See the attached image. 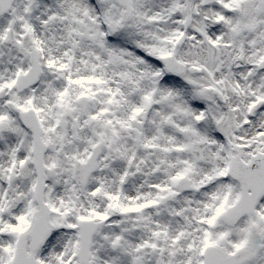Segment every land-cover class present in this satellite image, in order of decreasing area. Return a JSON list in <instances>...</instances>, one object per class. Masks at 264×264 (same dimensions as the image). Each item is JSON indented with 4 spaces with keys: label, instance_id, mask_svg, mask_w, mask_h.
<instances>
[{
    "label": "snow or ice",
    "instance_id": "6c2138e0",
    "mask_svg": "<svg viewBox=\"0 0 264 264\" xmlns=\"http://www.w3.org/2000/svg\"><path fill=\"white\" fill-rule=\"evenodd\" d=\"M0 264H264V0H0Z\"/></svg>",
    "mask_w": 264,
    "mask_h": 264
}]
</instances>
